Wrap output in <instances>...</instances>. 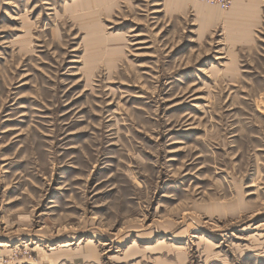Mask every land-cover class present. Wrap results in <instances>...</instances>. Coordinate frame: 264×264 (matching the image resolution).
<instances>
[{
  "label": "rangeland",
  "instance_id": "374dc122",
  "mask_svg": "<svg viewBox=\"0 0 264 264\" xmlns=\"http://www.w3.org/2000/svg\"><path fill=\"white\" fill-rule=\"evenodd\" d=\"M196 3L0 0V264H264V12Z\"/></svg>",
  "mask_w": 264,
  "mask_h": 264
},
{
  "label": "crops",
  "instance_id": "0c3cea01",
  "mask_svg": "<svg viewBox=\"0 0 264 264\" xmlns=\"http://www.w3.org/2000/svg\"><path fill=\"white\" fill-rule=\"evenodd\" d=\"M197 6L207 25H224L234 46L251 44L254 32L263 20L264 7L261 0H237L228 12L196 3Z\"/></svg>",
  "mask_w": 264,
  "mask_h": 264
},
{
  "label": "built area",
  "instance_id": "2783aa9c",
  "mask_svg": "<svg viewBox=\"0 0 264 264\" xmlns=\"http://www.w3.org/2000/svg\"><path fill=\"white\" fill-rule=\"evenodd\" d=\"M202 1L209 4L217 5L223 10L230 9L235 2V0H202Z\"/></svg>",
  "mask_w": 264,
  "mask_h": 264
},
{
  "label": "bare ground",
  "instance_id": "6f19581e",
  "mask_svg": "<svg viewBox=\"0 0 264 264\" xmlns=\"http://www.w3.org/2000/svg\"><path fill=\"white\" fill-rule=\"evenodd\" d=\"M261 1H264V0H261ZM204 2V1H203ZM91 242V241H90ZM65 245H61V247H64ZM65 250H63V252H64Z\"/></svg>",
  "mask_w": 264,
  "mask_h": 264
}]
</instances>
